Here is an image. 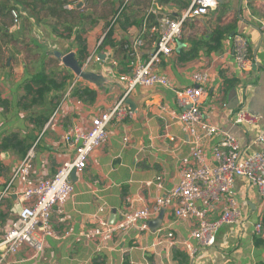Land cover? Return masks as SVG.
<instances>
[{"label":"crops","instance_id":"1","mask_svg":"<svg viewBox=\"0 0 264 264\" xmlns=\"http://www.w3.org/2000/svg\"><path fill=\"white\" fill-rule=\"evenodd\" d=\"M192 2L72 0L64 5L65 10L90 16L73 31L86 29L82 64L104 77L105 82L98 85L76 76L55 55L74 52L81 60L83 48L73 44V32L57 25L45 10L33 9L38 1L0 0V241L21 207L16 193L25 184L11 181L28 151L35 146L31 178L37 183L72 160L75 151L64 141L66 132L76 126L88 128L93 117L122 98L136 63L147 61L155 50L160 21L181 17ZM104 3L112 9L124 4L125 12L119 19L103 15ZM12 9L20 14L18 24ZM237 32L250 41L249 69L239 68L234 59ZM137 38L144 45L138 55L130 56L125 45ZM40 70L48 76L46 86L38 83ZM156 70L170 78L173 88L132 91L128 98L134 107L128 106L134 116L109 125L108 143L94 150L86 169L76 172L73 196L54 208L51 227L56 237L47 238L37 254L24 245L13 258L17 264H184L181 252L188 255V264H264V239L253 231L256 222L264 223V198L243 179H237L234 186L243 222L221 227L215 244L200 249L196 256L190 255L184 243L197 246L191 239L197 222L177 218L175 203L165 209L158 227H151V222L161 212L149 221L146 231L136 227L107 242L76 240L98 220L115 224L125 213L153 205L179 182L182 161L193 144L185 125L172 118L170 110H181L175 88L191 85L196 71L209 73L201 109L204 119L219 128V133L203 141L207 159L212 162V147L226 134L235 136L245 153L261 150L257 140L264 126V0H223L216 10L190 19L174 53ZM243 107L260 118L258 126L235 123ZM218 215L215 212L211 219ZM70 228L73 233L65 237ZM169 231L174 233L175 244L168 238L160 242V236Z\"/></svg>","mask_w":264,"mask_h":264},{"label":"built area","instance_id":"2","mask_svg":"<svg viewBox=\"0 0 264 264\" xmlns=\"http://www.w3.org/2000/svg\"><path fill=\"white\" fill-rule=\"evenodd\" d=\"M217 7V0H193L181 17H165L160 21L162 26L155 50L147 61L139 60L136 63L128 80V89L122 98L93 117L88 128L76 126L66 132L64 141L74 149L75 156L64 162L51 178L38 183L31 178L35 146L28 151L11 181L12 184L20 180L25 187L16 193L21 207L11 228L0 241V264H17L13 258L24 245L31 247L36 254L40 253L47 238L56 237L51 227L52 212L56 206L63 205L73 196V171L86 169L94 150L108 143L109 125L112 122L122 123L134 116L126 102L133 90L154 86L173 88L170 78L158 72L156 67L164 58L174 53L187 21L207 15ZM11 15L14 23L18 24L20 14L17 9H12ZM143 45L144 40L137 38L131 45L126 44L125 49L130 56H136ZM250 47L249 38L245 34L237 32L233 35V55L241 69L251 67ZM90 59L91 57L87 61ZM208 81L209 73L200 70L193 73L191 85L182 89L175 88L176 102L181 110H170V115L185 125L193 144L189 156L182 161L179 182L166 195L157 198L153 205L125 213L118 223L98 220L93 229L80 233L77 241L95 239L107 242L113 240L117 233L128 232L136 227L146 231L153 217L175 203L177 218L194 219L197 222L191 232V239L196 240L197 246L188 241L184 243L190 255L196 256L200 249L215 244L216 234L221 227L243 222L242 209L234 193L237 179H243L255 187L264 198V126L257 140L261 145L260 151L245 153L238 139L226 134L222 141L212 147V162L205 155L203 141L219 133L218 126L204 119L201 109L208 93ZM235 123L258 126L260 118L243 107L237 111ZM170 140L174 138L170 137ZM157 186L162 187L161 176L157 177ZM215 212L219 213L218 217L211 219ZM253 231L264 239L262 221L254 224ZM72 233L73 229L70 228L64 236L68 237ZM167 238L171 240V244H175L172 231L161 235L160 242Z\"/></svg>","mask_w":264,"mask_h":264},{"label":"trees","instance_id":"3","mask_svg":"<svg viewBox=\"0 0 264 264\" xmlns=\"http://www.w3.org/2000/svg\"><path fill=\"white\" fill-rule=\"evenodd\" d=\"M39 2V4L34 5L33 9H37L39 8V10H45L47 12V14L53 18L57 25L62 26V28H64L65 31L67 32H73L74 28L77 25H84L85 20L88 19L90 16L84 12H81L80 10H65L64 5H66L67 3L72 2V0H36ZM223 5V4H220ZM123 6V7H122ZM122 7V11L125 8V5H121ZM153 17V15L151 16ZM155 20V19H152ZM150 20L147 21V24H149ZM154 23V22H153ZM153 26V24H149V26ZM154 26L159 30L160 29V24L158 22H155ZM226 31H228V29H226ZM86 33V29L85 28H81L80 30V35H79V39L80 41H82V48H83V52L82 54H80V63L82 64L83 60H85V56L84 53L85 52V46H84V38H83V34ZM110 32L108 33L109 36ZM83 55V56H82ZM37 79H38V83H43L44 86H46V80L48 78V76L45 74V72L43 70H40L37 75H36ZM180 256L182 258H184V264H188V258L184 253H180ZM183 264V262L181 263Z\"/></svg>","mask_w":264,"mask_h":264},{"label":"water","instance_id":"4","mask_svg":"<svg viewBox=\"0 0 264 264\" xmlns=\"http://www.w3.org/2000/svg\"><path fill=\"white\" fill-rule=\"evenodd\" d=\"M222 1L223 0H217L218 3ZM55 55L62 60L63 64L67 68L72 70V72L82 80L98 85L103 84L105 82L104 77L100 73H96L86 69L85 66L81 64L80 61L76 58L74 52H69L65 55H62L60 52H56ZM126 102L127 104H130L132 105V107H134L133 103L130 102L129 98ZM71 179L73 180V182L76 181V171H73ZM164 213L165 209L161 211L158 220L151 222V227H158L161 225V220L164 217Z\"/></svg>","mask_w":264,"mask_h":264},{"label":"rangeland","instance_id":"5","mask_svg":"<svg viewBox=\"0 0 264 264\" xmlns=\"http://www.w3.org/2000/svg\"><path fill=\"white\" fill-rule=\"evenodd\" d=\"M104 4L105 5L100 9V13L103 15L111 16V17H113V19L114 18L119 19L122 16L123 12H125V10L122 11L123 6L118 8V9L116 8V6H114V8L112 9V8H108L109 6L106 5L107 3H104ZM79 35H80L79 30H77V32L73 31V36H72L73 42L72 43L73 44L75 43L78 48L82 47V45H81L82 41H80Z\"/></svg>","mask_w":264,"mask_h":264}]
</instances>
